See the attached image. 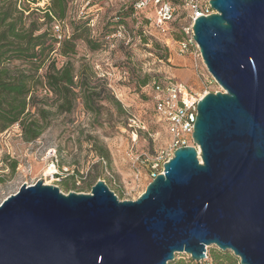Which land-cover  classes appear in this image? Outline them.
I'll return each mask as SVG.
<instances>
[{
	"label": "water",
	"instance_id": "95a60500",
	"mask_svg": "<svg viewBox=\"0 0 264 264\" xmlns=\"http://www.w3.org/2000/svg\"><path fill=\"white\" fill-rule=\"evenodd\" d=\"M194 39L224 91L137 199L25 183L0 204V264H169L210 246L264 264V0H209Z\"/></svg>",
	"mask_w": 264,
	"mask_h": 264
},
{
	"label": "rangeland",
	"instance_id": "374dc122",
	"mask_svg": "<svg viewBox=\"0 0 264 264\" xmlns=\"http://www.w3.org/2000/svg\"><path fill=\"white\" fill-rule=\"evenodd\" d=\"M135 2L62 0L65 18L54 16L48 26L43 16L52 0L31 4L37 11L31 19L49 27L61 41L73 34V23L78 26L77 53L52 56L59 67L71 61L90 80L101 106L99 112H91L79 99L72 112L60 111L57 96L39 85L36 104L49 109L40 137L27 141L19 123L0 133V204L25 181L30 185L41 177L65 194L88 193L104 179L121 200L137 199L153 180V159L162 155L171 139L155 110L153 82L171 77L198 93L220 88L218 83H205L196 68L198 63L208 74L200 59L179 52L178 42L188 38L184 28L192 22V8L181 6L176 19L160 28L152 21L153 9L136 10ZM87 39L101 46L93 50ZM48 64L40 69L41 75ZM13 65L26 66L23 61ZM208 249L210 256L222 251L216 246ZM175 260L188 258L181 252Z\"/></svg>",
	"mask_w": 264,
	"mask_h": 264
},
{
	"label": "trees",
	"instance_id": "16d2710c",
	"mask_svg": "<svg viewBox=\"0 0 264 264\" xmlns=\"http://www.w3.org/2000/svg\"><path fill=\"white\" fill-rule=\"evenodd\" d=\"M39 1L0 0V133L19 123L27 141L43 133L42 120L49 111L36 104L39 85L57 96L60 111L72 112L79 99L91 112H99L101 106L95 101L90 80L82 77L71 61L59 67L52 56L54 52L64 56L77 53V40L81 38L78 26L73 23V34L59 40L49 27L44 28L38 19H31L32 13L37 12L31 4ZM61 1L52 0L44 13L47 26L54 16L65 18L66 8ZM56 43H60L58 48ZM87 43L93 50L101 46L93 39H87ZM14 61H23L26 66H14ZM47 61L46 72L41 75L39 71ZM118 105L121 108L119 102ZM211 258L214 264H240L238 257L226 251H213ZM169 264H189V261L174 259Z\"/></svg>",
	"mask_w": 264,
	"mask_h": 264
},
{
	"label": "built area",
	"instance_id": "2783aa9c",
	"mask_svg": "<svg viewBox=\"0 0 264 264\" xmlns=\"http://www.w3.org/2000/svg\"><path fill=\"white\" fill-rule=\"evenodd\" d=\"M181 6L192 8L193 14L191 15V24L184 28V32L188 37L187 40L178 42L179 52L182 54L191 53L196 60L200 59L205 65L200 47L194 39L193 24L197 17L215 12L209 0H136L134 5L136 10L153 9L154 17L152 21L160 28H164L176 19ZM196 68L205 78L207 85L213 82L217 83L209 71H207L208 74L202 72L203 69L198 63ZM219 87L213 91L207 89L203 93H198L191 90L182 81L171 77H166L164 81L153 82L155 110L166 122L171 139L167 147L161 151L162 155L153 159L152 168L154 171L151 173L152 179L163 171L164 163L174 156L176 149L185 146H195L199 150V146L194 142L192 136L198 115L197 104L209 92L224 91L220 85ZM159 167L162 168L161 171H158ZM186 255L189 264H214L209 254V249L206 252V256L200 260H193L189 254ZM239 263L241 264L240 261Z\"/></svg>",
	"mask_w": 264,
	"mask_h": 264
},
{
	"label": "bare ground",
	"instance_id": "6f19581e",
	"mask_svg": "<svg viewBox=\"0 0 264 264\" xmlns=\"http://www.w3.org/2000/svg\"><path fill=\"white\" fill-rule=\"evenodd\" d=\"M50 170H52V168ZM161 173H163V171Z\"/></svg>",
	"mask_w": 264,
	"mask_h": 264
}]
</instances>
